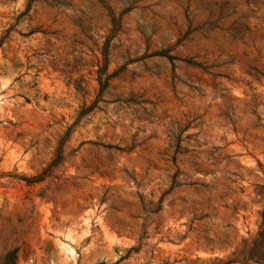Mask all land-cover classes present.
I'll return each instance as SVG.
<instances>
[{
	"label": "rangeland",
	"instance_id": "1",
	"mask_svg": "<svg viewBox=\"0 0 264 264\" xmlns=\"http://www.w3.org/2000/svg\"><path fill=\"white\" fill-rule=\"evenodd\" d=\"M264 264V0H0V264Z\"/></svg>",
	"mask_w": 264,
	"mask_h": 264
},
{
	"label": "bare ground",
	"instance_id": "2",
	"mask_svg": "<svg viewBox=\"0 0 264 264\" xmlns=\"http://www.w3.org/2000/svg\"><path fill=\"white\" fill-rule=\"evenodd\" d=\"M66 264H68V263H66Z\"/></svg>",
	"mask_w": 264,
	"mask_h": 264
}]
</instances>
